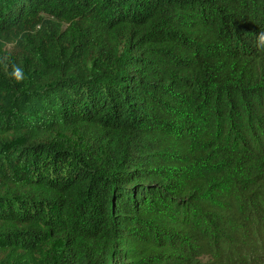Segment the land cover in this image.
Segmentation results:
<instances>
[{"label": "trees", "instance_id": "obj_1", "mask_svg": "<svg viewBox=\"0 0 264 264\" xmlns=\"http://www.w3.org/2000/svg\"><path fill=\"white\" fill-rule=\"evenodd\" d=\"M0 264H264V0H0Z\"/></svg>", "mask_w": 264, "mask_h": 264}]
</instances>
